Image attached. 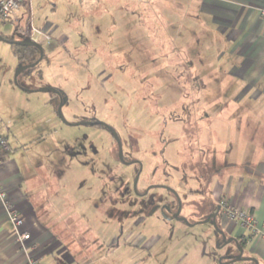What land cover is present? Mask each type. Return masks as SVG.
I'll list each match as a JSON object with an SVG mask.
<instances>
[{"label": "rangeland", "instance_id": "obj_1", "mask_svg": "<svg viewBox=\"0 0 264 264\" xmlns=\"http://www.w3.org/2000/svg\"><path fill=\"white\" fill-rule=\"evenodd\" d=\"M31 1L30 15L20 7L15 15L19 22L12 19L0 30L7 31L14 41H20V31L30 19L34 27L40 28L48 22L55 29L49 43L40 42L44 60L30 73L22 71L17 83L14 74L22 66L20 60L14 55L12 44L0 41V90L8 96H5L8 103L3 110L13 124L9 125L10 129L24 128V125L25 130L29 129L27 122L21 123L11 114L17 108L23 111L25 106L33 105L41 117L51 118L48 123L42 119V129L41 126L35 129L43 137L37 144L42 150L36 153V160L48 172H64L58 184H67L72 190L69 193L72 203L83 205L84 217L97 220L101 214L102 221L93 228L95 232L99 229L108 233L113 222L107 212L113 208L111 214L124 234L166 237L162 240L165 244L160 242L162 246L156 245L148 253L127 245L105 264H171L172 255L178 250L188 253L182 264H217L221 256L233 253L235 249L230 244L216 248L217 242L223 241L213 225L199 224L184 230L178 223L170 227L150 221L152 217L161 216L163 204H168L170 210L172 195L152 188L145 197V201L151 202L150 206L141 208V199L138 201L129 192L119 191L132 187L137 169L112 155L113 141L107 131L95 126L68 125L95 116L114 128L121 138L125 160H139L143 165L137 189L143 190L147 171L156 167L158 171L149 182L165 184L178 191L184 203L181 215L190 217V202L203 195L196 190L198 186L192 173H197L198 169L191 167L192 161L223 172L229 163L226 144L224 150L218 152L219 159H215L211 142L217 135L212 131H219L224 142L230 138L227 125L232 121H254L264 131L261 106L264 96L250 99L247 93L236 100L242 82L227 75V44L214 32L206 13L189 5L195 0ZM15 29L18 31L11 35ZM61 34L67 38L64 46L58 41ZM145 46L149 48L148 53L141 51ZM145 55L149 56L145 58ZM181 55L186 58L180 60ZM179 62L184 65L181 66L184 72ZM47 87L58 90L66 98L61 108L63 119L50 108L53 103L54 110L58 98L40 91ZM193 130H198L197 137ZM196 141L202 142L197 144ZM192 152L197 157L191 155ZM163 173L168 176L163 177ZM174 178H186L188 184L176 183ZM187 188L194 191L186 195ZM134 202L139 206L132 204ZM163 212L170 215L167 207ZM139 216L145 218V226L136 225ZM239 228L236 224L234 233ZM248 234L246 230L245 236ZM122 241L123 235L119 242L125 243ZM164 246L169 252H164ZM247 250L245 247L244 255Z\"/></svg>", "mask_w": 264, "mask_h": 264}, {"label": "crops", "instance_id": "obj_2", "mask_svg": "<svg viewBox=\"0 0 264 264\" xmlns=\"http://www.w3.org/2000/svg\"><path fill=\"white\" fill-rule=\"evenodd\" d=\"M189 5H194L195 8L206 13L208 23L213 26L214 32L227 44L229 55L226 64L227 75L242 82L240 92L236 93V100L247 93L251 95L250 99L264 96V15L260 13V9L264 8V0H195L193 3L189 2ZM31 6V0H24L21 9L30 15ZM12 19L9 21L19 22V17ZM38 29L51 36L55 27L47 22ZM15 32L16 29L11 35ZM0 35L8 36L9 34L1 28ZM66 39L63 34L58 36V41L63 46ZM216 45L218 46V42ZM141 51H149V48L145 46L141 48ZM184 57L181 55L180 60ZM48 58L47 55V61ZM190 65L192 66L191 62ZM181 66H183L182 63ZM183 69L184 67H181L184 72ZM3 78L2 76V81H4ZM17 92H19L18 89L15 93ZM26 93L32 94L31 91ZM5 96L7 94L0 90V133L7 137L9 143V148L0 165V184L8 200L22 216L23 224L19 231L14 228L8 220L0 199V264H27L31 256H36L40 264H105L108 258L117 257L127 245L148 253L153 250L156 241L166 240L165 236L152 234L144 238L141 234L128 232L123 235L122 243H125L121 244L120 239L116 237L118 226L115 216L111 214L113 208L107 212L108 218L113 222L108 233L99 229L95 232L93 228L96 229V226L101 224V214H98L100 218L97 220L84 217L83 205L77 202L72 203V195L69 194L72 190L67 188V184H58L64 172H59L60 174L55 171L48 172L36 160V153L42 150L37 144L43 137L37 134L35 129L40 126L42 129L41 123L44 121L48 123L51 118L41 117V113H37L33 105L25 106L23 111L17 108L11 114L21 123L27 122L26 125L30 130L27 129L28 132H26L25 125L24 128L10 129L9 125L13 124L8 121L7 114L3 110L8 103ZM52 104L51 111L55 112V106L53 110ZM261 106L264 109V105ZM227 127L232 134L229 132L230 138L225 139L226 142L223 140L224 136H219V131L215 130L212 133L217 136H214L211 142L216 152V160L219 159L218 152L224 150L225 144L227 146L229 163L224 172L217 168L214 169L216 171L210 170L205 166H199L196 160L192 161L193 165L200 168L201 175L203 173L210 179L207 186H205L206 180L202 178L195 182L198 186L196 190L203 193L195 199L221 198L229 205L251 211L258 225L262 226L264 224V131L260 130L261 126L254 121H246V123L232 121ZM197 131L193 132L196 137ZM192 138H195L194 135ZM216 138L219 139L215 140ZM200 142L202 141H196L197 144ZM190 154L197 157L193 152ZM216 166H218L217 162ZM227 169L229 170L226 172ZM218 214V222L225 231L234 236L245 235L246 230L242 227L234 233L236 224L227 219L221 210ZM144 219H138L136 225L145 226ZM153 225L150 226L151 229ZM18 232L29 235L24 246H21L16 239ZM247 248V251L260 264H264V237L252 238L247 243ZM187 255L185 251L178 250L172 255L170 263L182 264L181 261L186 259Z\"/></svg>", "mask_w": 264, "mask_h": 264}, {"label": "flooded vegetation", "instance_id": "obj_3", "mask_svg": "<svg viewBox=\"0 0 264 264\" xmlns=\"http://www.w3.org/2000/svg\"><path fill=\"white\" fill-rule=\"evenodd\" d=\"M17 31H18V29H16V32ZM11 40H13V39H11ZM38 44H40L42 46L41 43H38ZM147 53H148V51H147ZM39 56H40V53L38 55V58H39ZM147 56H149V55H145V58ZM38 58H37V60H38ZM44 58H45V54H44V49H43V56H42L41 60H39L38 64L40 62H42L44 60ZM37 60H35V61H37ZM23 65H27V64H23ZM51 94H52V96H56L58 98V102L55 105V112H56V115H58L57 114V107H58L60 101L63 99V97H62V94L61 93H60L61 94V97H59L58 95L53 94V93H51ZM63 105L64 104H62V106ZM88 121L98 122V124H95V125H82V126H95V127H99L100 129H103V130H106L107 131V133L110 135V137H111V139L113 141V154L112 155L115 158H117L118 161H120L121 163H123L125 165L133 164V165L136 166L137 173H136L135 177L138 176V178H137V182H136L135 188L133 187V183H132V187L130 186L129 189H128V187H125V188H123V190H119L120 192H122V193H128L129 192L130 193L129 195H133L136 200L139 201L141 199L140 200V207L141 208L146 207V209L151 204V202L145 201V197L149 194L150 189H152V188H160V189H163V190L169 192L172 195V197H171L172 199L170 200V202H171L170 210H169L168 204H163L161 206V208H160L161 216L160 217L159 216H156L155 218L152 217V218H150L151 219L150 221H156L157 223L159 222V224L161 223V224H164V225L167 224L170 227H172L174 223H178V224H181L183 226L182 229L185 228L184 230H186V229L193 228V227H195V226H197L199 224H209L210 226L213 225L212 216L211 215L214 214L215 217H216V219H215L216 226H217V228H219L222 231H224L225 236H226V240L228 238L234 236V235L230 234V232L225 231L224 228H222L221 224L218 222V219H219V214L218 213L220 212V210H221V213L225 215V211L223 209V206H221V203L224 201L223 199L220 198V199L214 200L211 197H205L202 200H198V199L197 200H194V199H192V201L189 204V209L191 208V211L188 214L190 215V217H186L183 214L181 215V211L183 209V204H184L183 203V200H182L183 199L182 195L181 194L179 195L178 191H176L175 189L170 188L169 186H166L165 184H152L151 182H149L150 181V177H154V175H155L154 172L158 171L156 167L155 168L152 167L153 171L152 170L149 171L150 169L147 171V174L145 175V180L143 181L144 183L142 185L143 186V190L139 191L137 189V184H138V181H139V177H140V175H141V173L143 171V165L141 164V162L139 160H125L124 155H123V145H122V142H121V138H120L119 134L115 131L114 128H112L107 123L98 120L95 116H92L91 118H89ZM83 122H86V121H83ZM78 123H81V122H78ZM78 123H70L68 125L69 126H77V125L80 126ZM106 125L109 126V127H111L115 131V133H116V135H117V137L119 139L120 147H121V157H120V154H119V145H118L116 139L111 134L110 130L108 129V127ZM183 129H184V127H183ZM178 139H180L179 136H178ZM162 140L165 141L166 138H164ZM79 155H81V153ZM164 162H166V161H164ZM191 167L194 170L198 169V172L197 173H194V172L192 173L193 174L194 182H196L198 180H201V178H202L203 180H206L205 186H207V184H209V181H210V179H208V176L205 177V175H203V173L201 175L200 168L196 167L195 165L192 164ZM165 176H168V175H165L163 173V177H165ZM135 177H134V179H135ZM133 182H134V180H133ZM174 182H176V183H178V182L180 183L181 182L182 185H187L188 184V182L186 181V178H183L182 180L174 178ZM186 191L187 192H185V194L188 195V194H191V192H193L194 190L191 189V188H187ZM122 193H121V195H122ZM138 201H136V202H138ZM136 202H134L132 204H135V206L138 207L139 205L137 206L136 205ZM225 202H226V205H229L227 201H225ZM172 204H174V209L173 210L171 209ZM166 207H167V211H169V213H170L169 216L165 215L164 212H163L164 209H166ZM157 212H158V210H157ZM176 214H177V216H175ZM140 218L141 219L142 218L144 219V217H140L139 216V219ZM207 218H209V220L206 223H200L201 221H204ZM182 219H186V221H183ZM214 229H215V227H214ZM117 231L119 233V236L117 235L116 237L119 240L121 238V236L124 235V229H122V228L119 229V227H118V230ZM211 234H210V236H211ZM216 234H218V232H216ZM249 241H250V238L249 237H246L245 235L242 236V237H240L238 239V242L242 246V250H243L242 255H241L242 259H245V258H254V259H256L252 254L249 253V251L247 252L246 255H244L245 247H247V243ZM160 242L156 241L154 243L153 249H154V247L156 245L162 246V244ZM162 242H164V241H162ZM165 243L166 242H164V244ZM222 244H225V243L224 242L223 243L217 242L216 248L221 249L223 247ZM229 246L234 247L235 251L233 253H231V254H226V255L221 256V257H225V256H230L231 257V256H237L238 255V251L236 250V247H235L234 243H231ZM163 250H164V252L167 251L165 249V246H164ZM155 252H156V250H155ZM219 259H217L215 263H217V264H231V263L237 261V260H228V259H221V261H219ZM241 261H245V260H241ZM245 262H246V264H255L253 261H245ZM158 264H161V263H158ZM257 264H260V263L258 262Z\"/></svg>", "mask_w": 264, "mask_h": 264}, {"label": "built area", "instance_id": "obj_4", "mask_svg": "<svg viewBox=\"0 0 264 264\" xmlns=\"http://www.w3.org/2000/svg\"><path fill=\"white\" fill-rule=\"evenodd\" d=\"M24 0H0V25L7 23L10 19L14 18L19 11ZM260 13L264 15V8L260 9ZM22 40H29L35 43L44 41L49 43L51 36L43 32L42 30L32 25L31 19L27 23L26 27L20 31ZM9 148L8 139L5 135L0 133V165L4 159V155ZM0 199L3 202L4 209L7 213L8 220L14 226L16 230L20 229L23 224L22 216L19 211L8 200L6 193L1 188L0 184ZM225 211V216L235 224L239 225L243 229H246L249 233L250 240L256 236L264 237V224L258 225V222L254 214L248 209H241L232 205H226V202L221 203ZM19 231V230H18ZM17 241L21 246L25 245V241L29 239L27 233H17ZM27 264H40L39 259L36 256L28 258Z\"/></svg>", "mask_w": 264, "mask_h": 264}, {"label": "water", "instance_id": "obj_5", "mask_svg": "<svg viewBox=\"0 0 264 264\" xmlns=\"http://www.w3.org/2000/svg\"><path fill=\"white\" fill-rule=\"evenodd\" d=\"M0 41H4V42H6V43H9V44H12V45H17V46H23V47H34V48H36V49L39 51V53H40V56H39L38 60L35 61L34 63L27 64V65H22V66H20V67L17 68V70H16V72H15V74H14V82H15V83H17V81H16V80H17V77H18V75H19L22 71L27 70V69H29V68H33L34 66H36V65L38 64L39 60H41V58H42V56H43V48H42V46H41L40 44H38V43H35V42H32V41H29V40H20V41L8 40V39H5L4 37H2L1 35H0ZM40 91H41V92H47V93H53V94H56V95H58L59 97H61L60 92H59L58 90H56V89H53V88H48V87H47V88H43V89H41ZM65 101H66V98H63V99L60 101V103H59V105H58V107H57V114H58V117H59L60 119H63V118H62V114H61V107H62V104H63ZM67 124H68V123H67ZM78 124H79V125H95V124H98V122L86 121V122H81V123H78ZM106 126H107V125H106ZM107 127H108V129L110 130L111 134L114 136V138L116 139V141H117V143H118V145H119V154H120V157H121V147H120L119 139H118V137H117L115 131H114L111 127H109V126H107ZM137 178H138V176L135 177L134 182H133V187H134V188H135V186H136ZM178 213H179V212H178ZM178 213H177V214H178ZM177 214H176L175 216H177ZM211 216H212L213 226H214L215 229L217 230L218 234L221 236L223 242L225 243L224 245L234 243V245H235V247H236V250L238 251V255H237V256H231V257H230V256H225V257H221V258L219 259V261H221V259L237 260V261L245 260V261H253L255 264H257L258 261H257L256 259H254V258H245V259H242L241 255H242L243 250H242V246H241L240 243L238 242V239H239L240 237H242V235H235V236H232V237H230V238H228V239L226 240V236H225L224 231H222L221 229L217 228V226H216V223H215V219H216V217H215V215L212 214ZM182 220H183V221H186V219H182ZM208 220H209V218H207V219L204 220V221H201L200 223H206Z\"/></svg>", "mask_w": 264, "mask_h": 264}, {"label": "trees", "instance_id": "obj_6", "mask_svg": "<svg viewBox=\"0 0 264 264\" xmlns=\"http://www.w3.org/2000/svg\"><path fill=\"white\" fill-rule=\"evenodd\" d=\"M5 39L11 40L12 37L2 35ZM13 53L14 55L20 60L23 64H30L33 63L35 60H37L39 51L34 47H23V46H17L13 45ZM38 65L34 66L33 68H29L28 70L24 72H32L34 69H36Z\"/></svg>", "mask_w": 264, "mask_h": 264}]
</instances>
